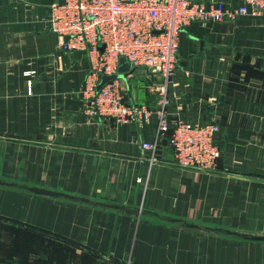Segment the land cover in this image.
<instances>
[{"label": "crops", "instance_id": "crops-1", "mask_svg": "<svg viewBox=\"0 0 264 264\" xmlns=\"http://www.w3.org/2000/svg\"><path fill=\"white\" fill-rule=\"evenodd\" d=\"M55 1L0 0V264H264V13L181 33L168 118L219 124L204 171L177 165L156 111L85 113L90 62L50 30ZM161 81L135 66L126 100L155 110Z\"/></svg>", "mask_w": 264, "mask_h": 264}, {"label": "built area", "instance_id": "built-area-1", "mask_svg": "<svg viewBox=\"0 0 264 264\" xmlns=\"http://www.w3.org/2000/svg\"><path fill=\"white\" fill-rule=\"evenodd\" d=\"M263 13L264 0H244L238 5L216 0L209 7L193 0H64L52 4L49 22L50 30L61 36V49L82 50L88 55L90 70L83 88L87 115L118 123L139 122L156 111L158 135L168 136L177 165L212 171L221 155L215 142L219 124L171 122L168 118L169 86L178 66L181 33L193 22H235L242 16ZM122 56L133 66H146L161 75L155 88L160 94L155 110L126 100L123 77L97 89L103 75L118 73ZM158 144L159 139L142 146L155 150Z\"/></svg>", "mask_w": 264, "mask_h": 264}, {"label": "water", "instance_id": "water-1", "mask_svg": "<svg viewBox=\"0 0 264 264\" xmlns=\"http://www.w3.org/2000/svg\"><path fill=\"white\" fill-rule=\"evenodd\" d=\"M59 2L62 4L64 2V0H59ZM100 48L102 50H104L105 45L102 44L100 46ZM134 67L135 66H133L132 62L127 60L126 57L122 56L120 58V66L118 69V73L112 74V75H103L101 81L99 82V84L97 86V89L100 90L106 83H108L109 81H111L113 79H116L118 77L124 78L129 72H132L134 70ZM29 189L31 191H33L34 193L42 194V195H46V196H50V197H60V198L62 197V198H67V199H71V200H75V201H83V202H88V203L99 204V202H96L89 197L73 195V194H69L67 192L49 189V188H45V187L31 186ZM256 238L264 240V235L256 236Z\"/></svg>", "mask_w": 264, "mask_h": 264}]
</instances>
